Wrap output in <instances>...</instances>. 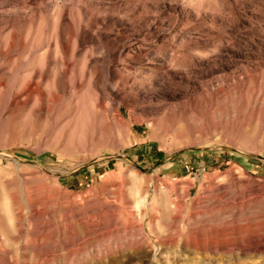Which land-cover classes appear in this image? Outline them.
<instances>
[{"label": "rangeland", "instance_id": "1", "mask_svg": "<svg viewBox=\"0 0 264 264\" xmlns=\"http://www.w3.org/2000/svg\"><path fill=\"white\" fill-rule=\"evenodd\" d=\"M0 264H264V0H0Z\"/></svg>", "mask_w": 264, "mask_h": 264}, {"label": "bare ground", "instance_id": "2", "mask_svg": "<svg viewBox=\"0 0 264 264\" xmlns=\"http://www.w3.org/2000/svg\"><path fill=\"white\" fill-rule=\"evenodd\" d=\"M48 61H50V57H49V60ZM53 61H55V60H53ZM54 64V63H53ZM34 72V71H33ZM215 231V230H214ZM213 237V236H212ZM218 248H222V247H218Z\"/></svg>", "mask_w": 264, "mask_h": 264}]
</instances>
